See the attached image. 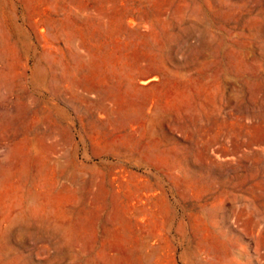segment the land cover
Segmentation results:
<instances>
[{"label": "rangeland", "instance_id": "374dc122", "mask_svg": "<svg viewBox=\"0 0 264 264\" xmlns=\"http://www.w3.org/2000/svg\"><path fill=\"white\" fill-rule=\"evenodd\" d=\"M0 264H264V0H0Z\"/></svg>", "mask_w": 264, "mask_h": 264}]
</instances>
